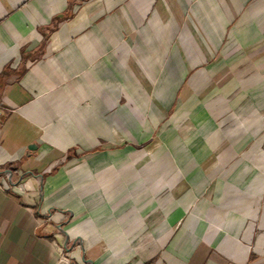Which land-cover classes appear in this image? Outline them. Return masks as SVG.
<instances>
[{
	"label": "crops",
	"instance_id": "0c3cea01",
	"mask_svg": "<svg viewBox=\"0 0 264 264\" xmlns=\"http://www.w3.org/2000/svg\"><path fill=\"white\" fill-rule=\"evenodd\" d=\"M0 264H264V0H0Z\"/></svg>",
	"mask_w": 264,
	"mask_h": 264
},
{
	"label": "built area",
	"instance_id": "2783aa9c",
	"mask_svg": "<svg viewBox=\"0 0 264 264\" xmlns=\"http://www.w3.org/2000/svg\"><path fill=\"white\" fill-rule=\"evenodd\" d=\"M3 114H4V108L0 105V121H1Z\"/></svg>",
	"mask_w": 264,
	"mask_h": 264
},
{
	"label": "trees",
	"instance_id": "16d2710c",
	"mask_svg": "<svg viewBox=\"0 0 264 264\" xmlns=\"http://www.w3.org/2000/svg\"><path fill=\"white\" fill-rule=\"evenodd\" d=\"M146 264H153V262H148V263H146Z\"/></svg>",
	"mask_w": 264,
	"mask_h": 264
}]
</instances>
